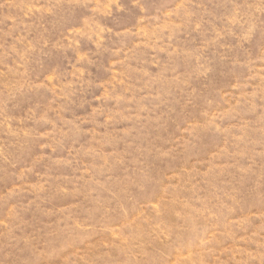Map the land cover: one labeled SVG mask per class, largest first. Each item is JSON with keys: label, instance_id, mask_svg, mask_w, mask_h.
Masks as SVG:
<instances>
[{"label": "rangeland", "instance_id": "obj_1", "mask_svg": "<svg viewBox=\"0 0 264 264\" xmlns=\"http://www.w3.org/2000/svg\"><path fill=\"white\" fill-rule=\"evenodd\" d=\"M0 264H264V0H0Z\"/></svg>", "mask_w": 264, "mask_h": 264}]
</instances>
